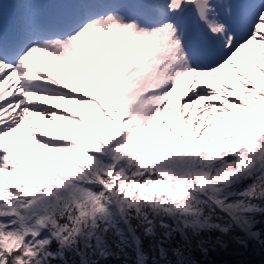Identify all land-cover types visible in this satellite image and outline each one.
I'll return each mask as SVG.
<instances>
[{
    "label": "snow or ice",
    "instance_id": "obj_1",
    "mask_svg": "<svg viewBox=\"0 0 264 264\" xmlns=\"http://www.w3.org/2000/svg\"><path fill=\"white\" fill-rule=\"evenodd\" d=\"M0 264H264V0H0Z\"/></svg>",
    "mask_w": 264,
    "mask_h": 264
}]
</instances>
